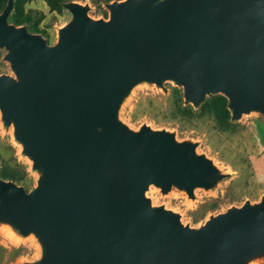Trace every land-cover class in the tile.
<instances>
[{
	"label": "water",
	"instance_id": "obj_1",
	"mask_svg": "<svg viewBox=\"0 0 264 264\" xmlns=\"http://www.w3.org/2000/svg\"><path fill=\"white\" fill-rule=\"evenodd\" d=\"M0 12V122L37 173L30 190L0 178V223L33 234L40 256L20 264H247L264 256V195L199 226L153 205L150 184L191 198L224 173L196 142L120 106L140 83L181 88L183 104L227 99L230 120L264 117V0H112L107 18L64 1L71 18L50 44Z\"/></svg>",
	"mask_w": 264,
	"mask_h": 264
},
{
	"label": "rangeland",
	"instance_id": "obj_2",
	"mask_svg": "<svg viewBox=\"0 0 264 264\" xmlns=\"http://www.w3.org/2000/svg\"><path fill=\"white\" fill-rule=\"evenodd\" d=\"M66 1L87 3L88 15L92 18L109 17L102 1ZM24 7L31 10L33 17L39 12L44 14L38 25L40 32L32 31L28 26L27 29L40 33L50 44L57 39V29L71 18V13L64 6L60 12L50 10L44 0H28ZM4 53L5 49L0 48V74H12L9 63L2 58ZM164 86L166 91L154 83L136 84L120 106L119 120L130 128H138L145 123L154 129L173 131L177 140L196 142V151L211 158L224 177L212 188L195 187L193 198L175 186L162 193L159 187L150 184L145 195L151 203L163 204L179 213L183 224L199 226L210 214L241 205L245 200L258 201L264 195V117L251 111L243 113L237 120H230V124L224 127L218 125L211 113L182 117L176 112L178 98L183 103L181 88L170 80H166ZM1 164L26 176V183L22 186L27 191L36 184L37 173L31 171L30 160L20 154V145L12 137V127L6 130L0 122ZM39 256L40 247L33 234L20 236L9 225L0 223V264H20ZM247 264H264V256Z\"/></svg>",
	"mask_w": 264,
	"mask_h": 264
},
{
	"label": "trees",
	"instance_id": "obj_3",
	"mask_svg": "<svg viewBox=\"0 0 264 264\" xmlns=\"http://www.w3.org/2000/svg\"><path fill=\"white\" fill-rule=\"evenodd\" d=\"M7 0H0V12L5 6ZM28 0H14L13 9L8 20L16 25H26L32 31L40 32L39 23L44 18V14L39 12L36 17H33L31 10H25V3ZM50 10L60 12L62 3L66 0H44ZM104 3L112 0H96ZM176 112L179 116L190 117L198 114L211 113L216 119L218 125L227 126L230 124V111L227 108V99L221 94H215L207 97L198 109H194L190 104L184 105L178 98L176 102ZM0 178L5 180H12L17 184L24 185L26 183V176L17 173L16 170L7 165H0Z\"/></svg>",
	"mask_w": 264,
	"mask_h": 264
},
{
	"label": "bare ground",
	"instance_id": "obj_4",
	"mask_svg": "<svg viewBox=\"0 0 264 264\" xmlns=\"http://www.w3.org/2000/svg\"><path fill=\"white\" fill-rule=\"evenodd\" d=\"M21 148V147H20Z\"/></svg>",
	"mask_w": 264,
	"mask_h": 264
}]
</instances>
